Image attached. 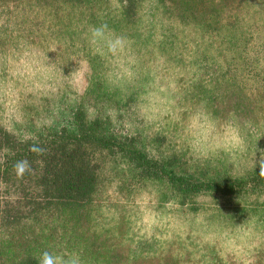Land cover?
<instances>
[{
    "label": "rangeland",
    "instance_id": "374dc122",
    "mask_svg": "<svg viewBox=\"0 0 264 264\" xmlns=\"http://www.w3.org/2000/svg\"><path fill=\"white\" fill-rule=\"evenodd\" d=\"M101 24L127 38L122 52L92 42ZM72 107L110 117L153 157L242 188L181 199L97 151L86 203L7 225L0 250L80 264H264V0H0V129L28 137ZM3 196L8 213L14 194Z\"/></svg>",
    "mask_w": 264,
    "mask_h": 264
},
{
    "label": "trees",
    "instance_id": "16d2710c",
    "mask_svg": "<svg viewBox=\"0 0 264 264\" xmlns=\"http://www.w3.org/2000/svg\"><path fill=\"white\" fill-rule=\"evenodd\" d=\"M32 132L17 138L9 130L0 129V196L7 199L14 194L9 198L10 211L0 210V232L7 225L13 228L25 217L36 221L44 211L51 214L56 209L63 212L84 205L95 191L102 164L97 151L102 150L123 158L137 175L164 181L171 194L181 199L202 190L228 194L242 188L241 181L205 178L185 171L178 156L153 157L134 135L127 134V130L119 132L110 117L92 118L80 107L69 108L51 124ZM21 160H27L32 169L22 178L13 167ZM255 180L264 187V175ZM26 198L33 202L21 205ZM1 202L0 208L6 206ZM18 254L0 250V264H39L29 254Z\"/></svg>",
    "mask_w": 264,
    "mask_h": 264
},
{
    "label": "clouds",
    "instance_id": "9594fccd",
    "mask_svg": "<svg viewBox=\"0 0 264 264\" xmlns=\"http://www.w3.org/2000/svg\"><path fill=\"white\" fill-rule=\"evenodd\" d=\"M109 31L107 24L95 26L91 29V39L93 43L106 45L109 53L117 55L124 50L127 38L123 36L109 38L106 35ZM261 151L264 152V150ZM38 154H42V152ZM13 167L16 175L20 178L25 174H30L32 170L27 160L17 161ZM261 174L264 175V170H262ZM39 264H80V260L76 254H60L45 250L39 257Z\"/></svg>",
    "mask_w": 264,
    "mask_h": 264
}]
</instances>
